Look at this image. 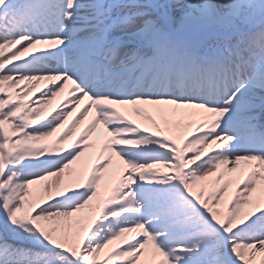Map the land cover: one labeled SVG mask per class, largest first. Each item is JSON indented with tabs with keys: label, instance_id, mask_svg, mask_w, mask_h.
Here are the masks:
<instances>
[{
	"label": "snow or ice",
	"instance_id": "obj_1",
	"mask_svg": "<svg viewBox=\"0 0 264 264\" xmlns=\"http://www.w3.org/2000/svg\"><path fill=\"white\" fill-rule=\"evenodd\" d=\"M0 264H264V0H0Z\"/></svg>",
	"mask_w": 264,
	"mask_h": 264
},
{
	"label": "bare ground",
	"instance_id": "obj_2",
	"mask_svg": "<svg viewBox=\"0 0 264 264\" xmlns=\"http://www.w3.org/2000/svg\"><path fill=\"white\" fill-rule=\"evenodd\" d=\"M54 103H56V102H54Z\"/></svg>",
	"mask_w": 264,
	"mask_h": 264
}]
</instances>
